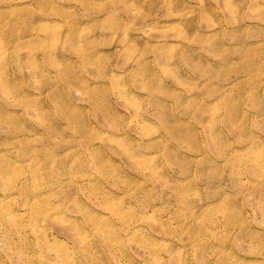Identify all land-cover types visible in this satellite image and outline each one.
<instances>
[{
  "label": "clouds",
  "instance_id": "1",
  "mask_svg": "<svg viewBox=\"0 0 264 264\" xmlns=\"http://www.w3.org/2000/svg\"><path fill=\"white\" fill-rule=\"evenodd\" d=\"M0 264H264V0H0Z\"/></svg>",
  "mask_w": 264,
  "mask_h": 264
}]
</instances>
